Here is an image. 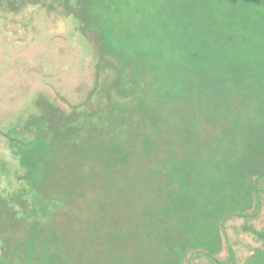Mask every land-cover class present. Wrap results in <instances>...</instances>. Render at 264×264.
Here are the masks:
<instances>
[{
    "label": "trees",
    "instance_id": "1",
    "mask_svg": "<svg viewBox=\"0 0 264 264\" xmlns=\"http://www.w3.org/2000/svg\"><path fill=\"white\" fill-rule=\"evenodd\" d=\"M48 5L75 33L96 35L98 50L83 41L97 59L89 69L111 86L94 87L93 99L105 103L92 104L83 118L61 113L44 95L36 104L49 113L38 112L31 136L21 123L0 130L8 138L0 171L10 186L8 161L27 173L24 185L0 188V264H233L231 243L229 258L220 259L224 225L237 218L248 224V207L256 213L264 202V0ZM68 140L71 147L61 149ZM69 163L78 171L70 180ZM98 188L89 204L88 191ZM89 206L97 219L80 223L79 210ZM244 264H264V252Z\"/></svg>",
    "mask_w": 264,
    "mask_h": 264
},
{
    "label": "rangeland",
    "instance_id": "2",
    "mask_svg": "<svg viewBox=\"0 0 264 264\" xmlns=\"http://www.w3.org/2000/svg\"><path fill=\"white\" fill-rule=\"evenodd\" d=\"M25 1L27 3L24 6L17 8L20 2L24 3ZM48 4L49 0H0V130L2 132L8 131L17 123H21L30 129H25V132L31 136L33 130L40 124V119L36 118L38 112L43 115L49 113L47 105L43 107L44 103L36 104L38 98L40 100L41 96L44 95L62 109H60L61 113L67 112L69 114L76 111L77 119L83 118L84 115H90L92 104L105 103V101L98 102V100L93 99V90L97 86L110 88L111 81L107 80L108 76L106 75L99 77L97 70H95L97 75H93V71L89 67L91 61L97 59L94 58V54H91L93 51L87 49L83 42L86 39L97 49L99 46L97 45L96 35L90 33L87 36L79 35L80 32L75 33L71 24L66 22L64 15H60L59 8L53 7L48 10ZM112 71L116 72L114 68ZM260 76L263 81L259 83H264V75L263 77ZM178 80V84L182 82V79ZM72 105L76 107L75 110L71 109L70 111L69 108ZM136 112L139 116L142 112L146 114L148 111L144 109ZM137 122H139V118ZM191 138L197 137L193 136ZM201 138V143L206 141V137L201 136ZM7 140L6 135L0 134V160L6 156ZM93 140L95 139L85 141L93 147L96 144L99 145L98 140L99 143ZM64 143L60 142L63 150L72 145L69 140ZM132 144V141L128 142V145ZM177 155L180 154L177 153ZM95 159L100 163L102 162L101 164L106 163L99 153L95 154ZM6 164V169H9L8 172L10 169L13 172L10 180L11 178L14 180V186H10L12 180L9 181L6 174L0 171V188L7 190L11 187L24 185L21 179L24 180L27 175L25 167L14 160L8 161ZM66 165L68 167L65 168L64 175L68 180L72 177L76 178L78 176L77 167L72 169L70 163ZM88 166L89 162L86 163L85 169ZM131 173L132 171L128 170L126 174L131 179L129 181L133 182L134 174ZM97 180L98 178L94 182ZM99 192V188L88 191L89 204L92 203ZM76 206L68 207L67 212L71 215L75 214ZM89 208L91 209L79 208V212L82 213L80 223L90 224L97 219L94 213L96 207L89 206ZM254 210L255 208L248 207V215L242 216H250L246 225H244V218H237L225 223L226 234H224L223 239H226V242L223 243L221 260L226 261L229 258L230 252L226 245L230 243L232 245L231 249L235 252L233 264H244L245 260L250 256H254L256 252H264V202L261 210H257L256 213ZM66 221L67 216L61 215L57 220V224L63 227L62 223ZM114 221L119 222V218L117 216L113 217L109 224L113 225ZM106 222L105 219L100 221L101 229L105 228L104 224ZM249 226L254 228L255 234L242 231L244 227ZM76 228L77 225L75 224L73 229L68 231V234L75 235ZM257 232L260 233L262 239L257 237ZM64 237H66V234ZM96 239L93 238L92 241ZM65 242H67V239ZM195 263L211 264L207 260L204 261V259H199ZM135 264H141L140 259Z\"/></svg>",
    "mask_w": 264,
    "mask_h": 264
}]
</instances>
